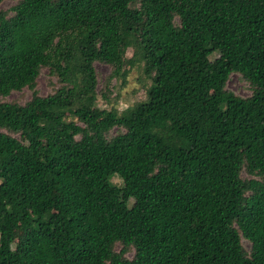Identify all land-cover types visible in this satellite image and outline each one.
<instances>
[{
    "label": "trees",
    "instance_id": "trees-1",
    "mask_svg": "<svg viewBox=\"0 0 264 264\" xmlns=\"http://www.w3.org/2000/svg\"><path fill=\"white\" fill-rule=\"evenodd\" d=\"M13 1L0 264H264V0Z\"/></svg>",
    "mask_w": 264,
    "mask_h": 264
},
{
    "label": "rangeland",
    "instance_id": "rangeland-1",
    "mask_svg": "<svg viewBox=\"0 0 264 264\" xmlns=\"http://www.w3.org/2000/svg\"><path fill=\"white\" fill-rule=\"evenodd\" d=\"M13 0H6L3 3H1L0 8L7 9L10 8L13 5ZM130 51L128 52V56H130ZM95 69L98 74L99 78V85L98 89L102 86V83L105 81L106 76L110 72V68L101 65V64H95ZM138 77V73L135 71H132L128 78H127V84L123 89H121L120 92V102L119 107L125 108L127 105L132 104L135 101H143L145 100V92L140 88L139 83L136 82V78ZM114 83V82H113ZM227 87L232 90L234 93L241 97H247L250 95V91L248 90L245 83L239 80V77L236 75H233L230 80L228 81ZM50 92L49 87L47 86V72L41 71L40 76L38 78V93L42 96L47 95ZM117 93V90H113V95ZM30 98V92L27 90H23L22 92H12L5 100L7 101H17L19 103H24ZM109 106V105H108ZM107 107L104 105L102 101H97L95 106V112H103V110H106ZM114 181L121 185V181L115 177ZM20 237V233L15 234V239L17 240ZM244 246L248 249L249 244L244 241Z\"/></svg>",
    "mask_w": 264,
    "mask_h": 264
}]
</instances>
